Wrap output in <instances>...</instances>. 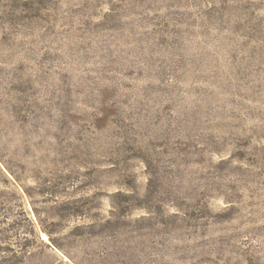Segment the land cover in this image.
<instances>
[{"label":"rangeland","instance_id":"rangeland-1","mask_svg":"<svg viewBox=\"0 0 264 264\" xmlns=\"http://www.w3.org/2000/svg\"><path fill=\"white\" fill-rule=\"evenodd\" d=\"M0 168V264L73 196L82 264H264V0H0Z\"/></svg>","mask_w":264,"mask_h":264},{"label":"trees","instance_id":"trees-1","mask_svg":"<svg viewBox=\"0 0 264 264\" xmlns=\"http://www.w3.org/2000/svg\"><path fill=\"white\" fill-rule=\"evenodd\" d=\"M1 171V168H0ZM25 193L31 196L28 190L25 189ZM32 203V202H31ZM88 203V198L84 196H73L68 200H65L62 205L65 206L67 213L64 214L65 217L69 219H74V224L65 230L61 224L62 217L60 214L53 213L52 218L47 222V217H41L39 210L32 205V210L36 217V224L38 230L36 231L33 222L28 216V211L21 204V215L22 224L21 227L26 230L24 233H32L33 239L37 243V251L32 252L31 241L28 236L24 237V241L21 243V262H26L28 260L34 259L36 262L44 264L47 262H57L58 264H71L63 260L60 254L66 255L73 264H82L77 262L74 258L65 252L64 245L71 244L75 247H82L86 240L94 237L108 238L112 241L118 236L116 230V221L113 216L114 206L111 209V216L102 218L100 216L94 217L88 214L86 210V204ZM55 207V206H53ZM56 217L58 220H54ZM91 217V218H89ZM40 232H43L47 239L40 237ZM58 235V236H56ZM65 241V242H62ZM85 255H89L88 252L84 251ZM65 263H64V262Z\"/></svg>","mask_w":264,"mask_h":264},{"label":"bare ground","instance_id":"bare-ground-1","mask_svg":"<svg viewBox=\"0 0 264 264\" xmlns=\"http://www.w3.org/2000/svg\"><path fill=\"white\" fill-rule=\"evenodd\" d=\"M42 236H43V237H45V235H44V234H43Z\"/></svg>","mask_w":264,"mask_h":264}]
</instances>
